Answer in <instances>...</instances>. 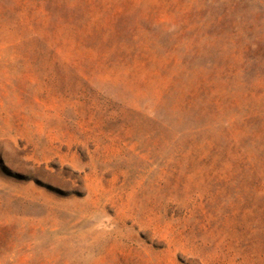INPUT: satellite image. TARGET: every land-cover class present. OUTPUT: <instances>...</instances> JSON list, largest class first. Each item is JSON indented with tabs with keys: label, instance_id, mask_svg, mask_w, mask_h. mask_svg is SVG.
Here are the masks:
<instances>
[{
	"label": "rangeland",
	"instance_id": "1",
	"mask_svg": "<svg viewBox=\"0 0 264 264\" xmlns=\"http://www.w3.org/2000/svg\"><path fill=\"white\" fill-rule=\"evenodd\" d=\"M0 264H264V0H0Z\"/></svg>",
	"mask_w": 264,
	"mask_h": 264
}]
</instances>
